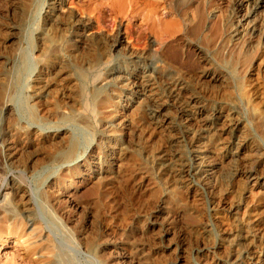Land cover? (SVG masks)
Segmentation results:
<instances>
[{"label":"rangeland","instance_id":"rangeland-1","mask_svg":"<svg viewBox=\"0 0 264 264\" xmlns=\"http://www.w3.org/2000/svg\"><path fill=\"white\" fill-rule=\"evenodd\" d=\"M107 1L0 0V264H264V5Z\"/></svg>","mask_w":264,"mask_h":264},{"label":"bare ground","instance_id":"bare-ground-1","mask_svg":"<svg viewBox=\"0 0 264 264\" xmlns=\"http://www.w3.org/2000/svg\"><path fill=\"white\" fill-rule=\"evenodd\" d=\"M117 1V0H116ZM136 1V0H135ZM152 1V0H151ZM170 1V0H169ZM173 1V0H172ZM249 1H251V0H243V2H249ZM256 1H258V3H260L259 5H264V0H256ZM106 2H108L107 0H106ZM130 2V1H129ZM174 2V1H173ZM172 2V3H173ZM110 3V2H109ZM112 3V2H111ZM122 3V2H121ZM126 3V2H125ZM150 3V2H149ZM113 4V3H112ZM128 4V3H127ZM129 4H131V2L129 3ZM134 4V3H133ZM143 4V3H142ZM146 4V3H145ZM113 5H115V4H113ZM118 6V5H117ZM188 6V5H187ZM114 7V6H113ZM149 7V6H148ZM174 7V6H173ZM183 7V6H182ZM109 8H111V7H109ZM127 8V7H126ZM161 8V7H160ZM171 8V7H170ZM181 8V7H180ZM258 8V7H257ZM50 9H51V7H50ZM112 9V8H111ZM110 9V10H111ZM116 9H117V7H116ZM121 9V8H120ZM125 9V8H124ZM151 9V8H150ZM150 9H149V11H150ZM109 10V11H110ZM133 10V9H132ZM143 10V9H142ZM90 11V10H89ZM119 11V10H118ZM125 12H126V10H124ZM123 11V12H124ZM143 12V11H142ZM183 12V11H182ZM187 12H188V10H187ZM191 12V11H190ZM89 13V12H88ZM129 13H130V11H129ZM139 13V12H138ZM144 13V12H143ZM143 13H141V14H143ZM184 13V12H183ZM154 14V13H153ZM167 14V13H166ZM104 15V14H103ZM145 15V14H144ZM202 15V14H201ZM54 16V15H53ZM155 16V15H154ZM158 16V15H157ZM79 17V16H78ZM119 17V16H118ZM129 17H130V14H129ZM132 17V16H131ZM134 18H135V16H134ZM145 18V17H144ZM143 18V19H144ZM156 18V17H155ZM171 18V17H170ZM249 18H251V17H249ZM82 20V19H81ZM250 20V19H249ZM78 21V20H77ZM146 21V20H145ZM152 21V20H151ZM150 21V22H151ZM53 22V21H52ZM84 23V22H83ZM161 23V22H160ZM147 24V23H146ZM178 24H180V23H178ZM156 25V24H155ZM83 29V28H82ZM243 29V28H242ZM83 32V31H82ZM235 33V32H234ZM243 33H244V35H246V36H252V35H254L255 33H259V27H258V25L256 24V22L254 21V20H250L248 23H246L245 24V26H244V29H243ZM230 38V37H229ZM244 39V38H243ZM247 39V38H246ZM236 42V41H235ZM120 43V45H121V41L119 42ZM244 43V42H243ZM245 48L247 47V48H251V46L250 45H248V44H242ZM242 45H241V48H242ZM56 46V45H55ZM45 47V46H44ZM243 47V48H244ZM246 48V49H247ZM254 48V47H253ZM50 50V49H49ZM56 52V51H55ZM70 52V51H69ZM40 55L42 54V53H39ZM44 54V53H43ZM50 55V54H49ZM52 56H53V54H51ZM45 56V55H44ZM44 56L42 57V58H44ZM75 56V55H74ZM37 57V56H36ZM50 58H52V57H50ZM79 58V57H78ZM54 59V58H53ZM81 59V58H80ZM39 60V59H38ZM51 60V59H50ZM55 60V59H54ZM53 60V61H54ZM48 62H49V60H48ZM51 62V61H50ZM56 62V61H55ZM43 63V62H42ZM54 63V62H53ZM45 64V63H44ZM50 64V63H49ZM52 64V63H51ZM42 65V64H41ZM53 65V64H52ZM49 66V65H48ZM51 66V65H50ZM57 66V65H56ZM53 68V67H52ZM60 69V68H59ZM63 69H64V67H63ZM43 70V69H42ZM45 70V69H44ZM43 70V71H44ZM52 70V69H51ZM118 70V69H117ZM42 71V72H43ZM63 71V70H62ZM112 71V70H111ZM45 72V71H44ZM113 72V71H112ZM46 73V72H45ZM41 74V73H40ZM66 74V73H65ZM117 74V73H116ZM47 75H48V73H47ZM57 75V74H56ZM55 76V75H54ZM54 76H53V79H55L54 78ZM58 76V75H57ZM144 76V75H143ZM47 77H49V76H47ZM62 77V76H61ZM64 77V76H63ZM81 77V76H80ZM83 78V77H82ZM221 78V77H220ZM36 79V78H35ZM65 79V78H64ZM168 79V78H167ZM148 80V79H147ZM216 80V79H215ZM214 80V81H215ZM42 81V80H41ZM46 81V80H45ZM62 81V80H61ZM145 81V80H144ZM176 81V80H175ZM216 81H220V80H216ZM166 82L167 83H169V85L170 84H172V83H175L173 80H172V78H170V79H168V81L166 80ZM44 83V82H43ZM42 83V84H43ZM147 83V82H146ZM220 83V82H219ZM58 84V83H57ZM41 85V84H40ZM44 85V84H43ZM60 85V84H59ZM64 85V84H63ZM68 85V84H67ZM173 86H174V84H172ZM171 85V86H172ZM38 86V85H37ZM49 86V85H48ZM176 87V86H175ZM178 87H180V86H178ZM73 88V87H72ZM47 89H48V87H47ZM44 91H46V90H44ZM43 91V88L42 87H36V93H41V92H44ZM177 91V90H176ZM33 92H34V90H33ZM35 93V92H34ZM177 93V92H176ZM31 95V94H30ZM41 95V94H40ZM147 98V97H146ZM48 102V101H47ZM157 102V101H156ZM29 103V102H28ZM41 103V102H40ZM155 103V102H154ZM154 103H150V102H147L146 104H144V109H145V111H147V112H150V114L151 115H153V116H156V115H158L159 114V109L160 108H158ZM115 105V104H114ZM50 108V107H49ZM53 108V107H52ZM35 110V109H34ZM50 110V109H49ZM110 111H111V109H109ZM4 111H6V112H8V107L7 106H5L4 107ZM48 111V110H47ZM116 111V110H115ZM102 112V111H101ZM107 112H109V111H107ZM117 112H119V111H117ZM121 112V111H120ZM195 112V111H194ZM10 113V112H9ZM116 114V113H115ZM149 114V113H148ZM118 115V114H117ZM8 116V115H7ZM57 116V115H56ZM63 116V115H62ZM161 116V115H160ZM220 116V115H219ZM216 117V116H215ZM41 118V117H40ZM65 118V117H64ZM84 118H86V117H84ZM226 118V117H225ZM13 119V118H12ZM55 119V118H54ZM59 119V118H58ZM109 121H110V124H115L116 123V121H117V119H116V115H113L112 113L111 114H109L108 115V118H107ZM123 119V118H122ZM44 121V120H43ZM67 121V120H66ZM109 126V125H108ZM114 126V125H113ZM116 126V125H115ZM225 126H227V125H225ZM13 128V127H12ZM221 128V127H220ZM16 130V129H15ZM11 131V130H10ZM120 131V130H119ZM14 132V131H13ZM12 131H11V133H13ZM16 132H17V130H16ZM109 132V131H108ZM221 132V131H220ZM243 132V131H242ZM24 133V132H23ZM259 133H261V132H259ZM15 134V133H14ZM13 134V135H14ZM18 133H16V135H17ZM110 134H112V133H110ZM245 134V133H244ZM23 135V134H22ZM117 135V134H116ZM17 136H20V135H17ZM209 136V135H208ZM244 136V135H243ZM22 137V136H21ZM68 137V136H67ZM107 137V136H106ZM115 137V136H114ZM113 137V139L112 138H110V141L108 142V145H107V152H109V153H112L113 151H115L114 149H115V146H114V144H113V141L114 140H116L115 138ZM117 137V136H116ZM230 137V136H229ZM239 137V136H238ZM34 138V137H33ZM60 138V137H59ZM63 138V137H62ZM130 138V137H129ZM240 138V137H239ZM23 139H24V137H23ZM107 139V138H106ZM18 140H20V139H18ZM38 140V139H37ZM42 140V139H41ZM51 140V139H50ZM71 140V139H70ZM237 140V139H236ZM39 141V140H38ZM117 141V140H116ZM115 141V142H116ZM64 142V141H63ZM71 142V141H70ZM130 142V141H129ZM128 142V143H129ZM226 142V141H225ZM20 143V142H19ZM23 143V142H22ZM21 143V144H22ZM47 143V142H46ZM65 143V142H64ZM75 143V142H74ZM237 143V142H236ZM51 144H52V142H51ZM54 144V143H53ZM63 144V143H62ZM130 144V143H129ZM133 145V144H132ZM251 145H253V144H251ZM21 146V145H20ZM48 146V145H47ZM233 146H236L235 144L233 145ZM238 146V145H237ZM22 147V146H21ZM53 147V146H52ZM74 144H68V146H67V149L65 150V152L63 153V158L64 159H67V158H69V157H71V155L74 153ZM104 147V146H103ZM11 148H13V147H11ZM55 148V147H54ZM134 148V147H133ZM132 148V149H133ZM238 148V147H237ZM9 149V148H8ZM101 149V148H100ZM118 149V148H117ZM200 150H201V147L199 148ZM234 149V148H233ZM202 150H203V148H202ZM39 151V150H38ZM41 151V150H40ZM145 151H147V150H145ZM151 151V150H150ZM198 151V150H197ZM11 152V151H10ZM29 152V151H28ZM34 152V151H33ZM53 152V151H52ZM153 152V151H152ZM204 152V151H203ZM234 152H236V151H234ZM150 153V152H149ZM197 153V152H196ZM238 153V152H237ZM148 154V153H147ZM159 154V153H158ZM155 155V157H153V158H151L152 160L153 159H156L159 155ZM162 154V153H161ZM111 155V154H110ZM149 155V154H148ZM151 155V154H150ZM199 155V154H198ZM13 156H14V153L13 152H11V153H9V157H11V158H13ZM61 156V157H62ZM117 156V155H116ZM197 156V155H196ZM202 155H200V157H201ZM199 157V158H200ZM72 158V157H71ZM166 158V157H165ZM70 159V158H69ZM160 159V158H159ZM200 159H202V157L200 158ZM26 160V159H25ZM58 160V159H57ZM116 160V159H115ZM198 160V159H197ZM197 160H195V161H197ZM11 161V160H10ZM43 161V160H42ZM59 161V160H58ZM156 161V160H155ZM169 161V160H168ZM203 161V160H202ZM71 162V161H70ZM33 163V162H32ZM43 163V162H42ZM109 163V162H108ZM197 163H199V162H197ZM260 163V162H259ZM39 164V163H38ZM104 164H105V162H104ZM257 164V163H256ZM17 165V164H16ZM171 165V164H170ZM22 166V165H21ZM34 166V165H33ZM32 166V167H33ZM102 166H104V165H102ZM118 166V165H117ZM160 166V165H159ZM198 166V165H197ZM65 168V167H64ZM202 168H204L203 166H202ZM104 169V168H103ZM108 170H109V168H108ZM118 170V169H117ZM194 170H197V172H198V170H199V167H197V168H195ZM194 170H192L193 172H194ZM176 172V171H175ZM109 173V172H108ZM177 173V172H176ZM99 177V176H98ZM177 177V176H176ZM101 178V177H100ZM103 178V177H102ZM114 180V179H113ZM112 180V181H113ZM255 180V179H254ZM97 181V180H96ZM14 184V183H13ZM15 186H17L16 185V183H15ZM14 186V187H15ZM18 187V186H17ZM23 187V186H22ZM13 188V187H12ZM15 189H16V187H15ZM20 189V188H19ZM17 190V189H16ZM18 191V190H17ZM14 192V191H13ZM22 192V191H21ZM17 194V193H16ZM42 194V193H41ZM25 195V194H24ZM66 196V195H65ZM69 196V195H68ZM20 197H22V196H20ZM21 200V199H20ZM20 200L18 201V202H20ZM43 200V199H42ZM52 200V199H51ZM25 201V200H24ZM23 200H22V202H24ZM47 203V202H46ZM25 204V203H24ZM22 205V204H21ZM88 205V204H87ZM62 206V205H61ZM59 207V206H58ZM71 209V208H70ZM28 210V209H27ZM68 211V210H67ZM15 212V211H14ZM47 212V211H46ZM29 214V213H28ZM13 216V215H12ZM71 216V215H70ZM6 217H7V215H6ZM31 217V216H30ZM13 218V217H12ZM3 219V218H2ZM1 221V220H0ZM92 222V221H91ZM12 223V222H11ZM27 223V222H26ZM26 223H25V225H26ZM93 223H95V222H93ZM10 224V223H9ZM13 224H14V222H13ZM20 225V224H19ZM31 227V226H30ZM35 227V226H34ZM38 227V226H37ZM32 228V227H31ZM9 230V229H8ZM14 232H16V231H14ZM37 232V231H36ZM86 232V231H85ZM223 232V231H222ZM32 233V232H31ZM87 233V232H86ZM39 234V233H38ZM1 236V235H0ZM23 236V235H22ZM17 238V237H16ZM39 238V237H38ZM83 238V237H82ZM89 239V238H88ZM243 239V238H242ZM26 240V239H25ZM2 241V240H1ZM232 241V240H231ZM252 241V240H251ZM15 242H16V240H15ZM20 242V241H19ZM25 242H27V241H25ZM45 243V242H44ZM20 244H22V243H20ZM3 245V244H2ZM37 245V244H36ZM42 245V244H41ZM40 246V245H39ZM44 247V246H43ZM27 248V247H26ZM85 248V247H84ZM35 249V248H34ZM40 249V248H39ZM51 249V248H50ZM28 251V250H27ZM26 252V251H25ZM38 252V251H37ZM42 252H43V250H42ZM28 254V253H27ZM45 255V254H44ZM54 255V254H53ZM31 257V256H30ZM49 257V256H48ZM52 258V257H51ZM44 259V258H43ZM30 263H31V261H30ZM66 263V262H65Z\"/></svg>","mask_w":264,"mask_h":264}]
</instances>
